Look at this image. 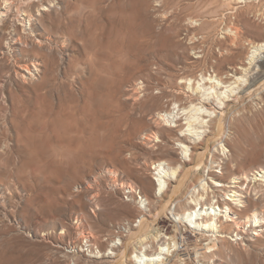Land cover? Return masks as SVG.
Masks as SVG:
<instances>
[{
  "label": "rangeland",
  "instance_id": "rangeland-1",
  "mask_svg": "<svg viewBox=\"0 0 264 264\" xmlns=\"http://www.w3.org/2000/svg\"><path fill=\"white\" fill-rule=\"evenodd\" d=\"M26 1L24 26L15 28L8 19L0 27L6 37L4 42L0 37V264H113L106 255L112 245L119 247L144 215L156 214L170 191L158 193L154 166L183 167L178 177L185 178L194 163L185 162L179 147L188 127L182 111L198 102V83L210 86L202 76L222 59L216 44L235 17L218 15L224 0ZM252 3L264 10V0ZM249 17L264 26V16ZM204 22L215 24L217 34L222 28L218 39L205 40L208 29L199 31ZM9 40L12 51L3 45ZM25 66L32 76L22 77ZM262 87L257 95L264 97ZM257 95L247 97L250 108L235 132H226L227 153L235 162L214 150L225 172L231 164L237 172L264 163V103ZM173 112L180 114L179 127L171 131L159 117ZM216 122L211 119L207 134L214 133ZM186 138L192 158L204 152L201 140ZM230 171L222 180L226 184L233 180ZM197 178L187 179L184 197L190 198ZM255 186L251 197L263 206L264 185ZM171 207L161 218L168 225L187 208ZM178 226L182 242L173 264H264V235L233 242L201 235L186 223ZM216 246V257H207Z\"/></svg>",
  "mask_w": 264,
  "mask_h": 264
},
{
  "label": "bare ground",
  "instance_id": "bare-ground-1",
  "mask_svg": "<svg viewBox=\"0 0 264 264\" xmlns=\"http://www.w3.org/2000/svg\"><path fill=\"white\" fill-rule=\"evenodd\" d=\"M224 1L227 2L224 4L222 3V5L218 7L217 10L220 12V14L218 13L217 14L218 15L231 14L235 17V20L231 21L230 24L228 23L229 24L228 27L226 26L224 27V29L221 28L223 30L222 31L223 37L221 39L223 40H218L217 41L218 43L215 40V42L217 43L215 44L219 48V52L222 56V59L215 62V64H211L210 69L212 73L210 72V69L206 70L207 74L208 75L210 74L208 77H206L207 75L202 76V82H204L206 85L210 84V86L205 87L202 86L201 83L197 84L194 93L200 95V97L199 96L197 97L198 102L195 103L196 102L195 101L194 102L195 104L190 105L188 110L182 109L184 110L182 112L185 113L186 116H188L187 117L188 127L186 130H183L184 132L183 136L185 139L183 138L182 135L181 136L183 140L178 139L179 147L182 149V155L186 159L185 162H191V164L193 162L194 163L190 165V167L188 166L189 168L187 167L188 169H187V173L184 176L185 178L180 177L179 174V177L181 179L178 177V169L180 168V171H182L183 167L177 166L176 168L172 165L170 166V162L169 163L160 162L154 166V170L157 171L154 179L157 182L156 187H158L157 188L158 190L157 189L156 190L160 194H163L165 192L167 193L168 189H170V191L168 190L169 192L167 193V196L162 197L160 207L156 211V214L155 213L154 215L153 213L151 214V217H153L154 219L148 216V214L144 215L143 218L139 221V224L135 228H133L132 226L130 227L128 226L130 231L128 233L129 237L127 236L125 238H122V244L119 247H116L115 245L116 248L115 247L113 248L112 245V247L109 249L110 253L106 255L110 257L112 256L113 264H132L133 261L136 262V264H173L172 257L175 254V247H178V245L182 242L180 240L181 238L179 237L180 235L178 233V228H179L178 225L180 223H186L189 226L193 227L195 231L200 232L201 235L209 234V236L214 237L216 240H219V238L223 239L228 237L233 242L245 241V239H247L251 233H255L257 239L258 238L262 239L264 235V205L260 206L261 200L260 201L255 200L254 198L256 197L254 198L251 197L252 191H255L256 194L255 185L257 184H260V186L264 185V163L262 164L257 163L253 165L251 164L249 166L247 165L246 168L235 172V168L233 167L232 164L231 166L227 165L228 163L229 164L234 163L235 160L232 155H228L227 153V151L230 152V150H227V145H226L227 141L225 138L227 129L234 130L233 127L234 125L235 127L237 126L238 120L246 118L243 116H245V111L250 108L247 105L249 103L247 104L245 103L246 100L248 99L247 97L251 98L253 95L255 94L257 95V93L260 94L259 92L263 88L262 86L264 83V43L261 41L262 40L261 38H264V28H263L264 26L262 25L263 27H261L259 25H255L253 20H251V18L249 17V15L251 13H254L256 15H260L263 17L264 10L262 9L263 6L262 4L256 5L252 3L255 0H224ZM26 2L30 4L32 2H35V0H27ZM243 3H245V5H242ZM22 5H23L22 0H0V27L2 25H5L8 19H11L13 27H15L16 25L24 26L25 19L21 17L22 12L24 11ZM208 10L212 12L211 9H207V12ZM41 11L46 12L49 11V9L42 7ZM215 21L216 20H214V22L211 23H215ZM211 23L210 24L205 23L204 26L200 27V29L198 28L199 31L201 30V34L203 30L208 29L206 33L205 32L203 33L204 35L203 37L207 41L216 39L217 35L219 34V31L221 30V29L218 30V34H217V31L214 27L215 24H211ZM195 24L197 23L195 22ZM217 29H219V27ZM3 30L0 28V31ZM0 37H1V42H4L6 37H4L3 35H1ZM16 37H19V34H16L15 38ZM12 40H14V43H16L18 39L12 38ZM12 40L11 41L9 40L10 42H5V44H3L5 45V48L7 50L10 51L14 50L15 47H13ZM246 45H248L250 49L253 50L251 51L252 53L248 51L249 53H251L250 55L248 54L246 55V51L244 50V49L247 50L248 48ZM225 53H227L228 56H225ZM201 58H205V56L203 57L202 55ZM21 70H23V73L21 74L23 78H25L26 75L32 76L33 74L32 69H30L28 66L21 67ZM38 70L39 69L37 67L34 68V71H38ZM146 90L148 91L149 89ZM133 95L135 96V94ZM201 97L202 98L205 97V99H202ZM230 97L232 98L234 97L232 102L229 101L230 103L226 104V102H228L227 99H230ZM256 97H260V101H263L264 103L263 96L257 95ZM217 109H220V111ZM238 112L239 115H236ZM174 113L175 112L169 114L166 113L161 115V117H159L162 118L164 124L165 122H167V124L170 125L169 129L171 131L179 127L178 119L180 114L178 115L175 113L176 114L175 115ZM183 113L181 115H183ZM237 116H240L238 117L239 119H237ZM180 117L182 118V116ZM205 117L210 119L208 120ZM214 117L217 118L216 125H214L215 126L214 133H212L213 132L212 131L211 132L212 134H207L208 132L207 129L210 125L211 119ZM186 137L188 138L191 137L194 138L195 140H201L203 142L201 144H203L204 152L198 154L196 153V156L194 157L195 159L192 158L194 155H192L193 151L190 149V145L188 146L186 144L187 142ZM214 150L215 151L217 150V152H220L219 150H221V152L223 153L221 155H224L225 157L228 158L225 159L229 161L226 164L227 165L226 170L227 169L231 170L230 172L232 174L231 176L233 179L231 182H228V184H226L227 181L226 182L222 181V180L225 181V174L228 173V170L225 172L223 169V165L217 163L218 161L215 160V156L217 152L215 153ZM234 150H236V148ZM210 155L212 156L211 160L209 159ZM214 164H216V167L219 168L221 167L220 172H217L214 169H212L214 168L213 167ZM206 172L208 173L207 175ZM216 173H219L220 175ZM190 176L193 177L196 176V178L198 176L197 178L198 180H196L198 181V185L196 184L197 186H195L193 189L191 188L192 191H190L191 189L189 190L190 198H188L187 196L184 197V193H185L184 189L187 183L186 181L188 178H190ZM174 179L177 181L176 183L177 185L173 184V186L170 188L169 186L172 185V180ZM165 188H167V190ZM131 189L132 191H135L134 188ZM183 204H185L187 208L183 209L184 211L180 212L179 214L176 213L177 215L173 214L175 216V224L170 222V225H168L169 224L168 222H165L164 220L161 219L162 216L164 217V215H166L168 210L172 208L171 206L175 205L174 209L180 208L179 210H181ZM142 207H144V204ZM177 210L176 212H179ZM157 221H158L157 224H162V228L164 227L166 229L162 230L158 227H155L157 225L156 224ZM232 234H235V236L234 235L231 236ZM250 238L248 241L252 240ZM260 243L262 242L260 241ZM219 250H220L219 247L217 248L214 247L212 251L210 252L208 251L210 255L207 257H210L212 259L215 258ZM208 252L206 254H208ZM102 257L104 256L102 255ZM206 261L208 262V260ZM202 262L204 263L203 260Z\"/></svg>",
  "mask_w": 264,
  "mask_h": 264
},
{
  "label": "built area",
  "instance_id": "built-area-1",
  "mask_svg": "<svg viewBox=\"0 0 264 264\" xmlns=\"http://www.w3.org/2000/svg\"><path fill=\"white\" fill-rule=\"evenodd\" d=\"M85 242H86V244H87V240H84Z\"/></svg>",
  "mask_w": 264,
  "mask_h": 264
}]
</instances>
